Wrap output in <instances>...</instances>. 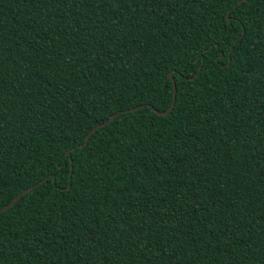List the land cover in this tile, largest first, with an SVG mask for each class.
<instances>
[{"label":"trees","instance_id":"1","mask_svg":"<svg viewBox=\"0 0 264 264\" xmlns=\"http://www.w3.org/2000/svg\"><path fill=\"white\" fill-rule=\"evenodd\" d=\"M224 8L0 0V207L48 177L2 211L0 264H264V28L198 77L186 55Z\"/></svg>","mask_w":264,"mask_h":264},{"label":"snow or ice","instance_id":"2","mask_svg":"<svg viewBox=\"0 0 264 264\" xmlns=\"http://www.w3.org/2000/svg\"><path fill=\"white\" fill-rule=\"evenodd\" d=\"M152 2H154V0H145V5ZM169 2L174 3L175 0H169ZM216 5H224L225 8L223 15L219 18V24L213 23L205 30L210 43H206L199 49L192 47L186 53L190 65L196 68V71L192 73L193 77H198L201 72H204L205 63L208 61L209 56L216 62H221L225 58V46H227L231 52L238 54V46L241 45L245 37L251 35L252 30L255 28H264V12L261 11V8L264 7V0H213V6L215 7ZM242 5H247L249 8L260 5L261 7H256V13L260 15L261 18L256 19V17L250 13H244L243 15L248 17L244 19L242 14L236 11V9H240ZM227 61V67L231 68V55L227 57ZM159 71L164 73V77L157 80L160 91L168 93L171 88L172 95L179 96L184 74L188 69L184 68L181 70L175 66H165L160 68ZM152 91L157 92V89L153 87ZM171 107L175 108V104H172ZM76 147H78V145H72L65 149L60 157L51 164V167L64 170L67 166L74 175L78 162L72 159V153L75 151ZM65 157H67V159ZM62 174L67 173L57 171L55 175L59 177ZM47 179L48 177L42 178L45 183ZM53 179L55 180V177H53ZM0 215H2V211H0Z\"/></svg>","mask_w":264,"mask_h":264},{"label":"water","instance_id":"3","mask_svg":"<svg viewBox=\"0 0 264 264\" xmlns=\"http://www.w3.org/2000/svg\"><path fill=\"white\" fill-rule=\"evenodd\" d=\"M174 98H175V95H171V99H170V102L169 104L167 105V107L163 110H157L153 107H151L150 105H148L152 111L157 114V115H165L167 114L170 110H171V105L174 104ZM142 105H136V106H132V107H129V108H126L124 109L123 111L124 112H127V111H132V110H135L139 107H141ZM118 111L117 112H114L112 114L109 115L108 118H106L104 121H101L99 123H97L96 125H94L93 127H91L87 132L86 134L84 135L83 137V141L79 144V147H83L84 144L86 143L89 135L97 128H100L102 126H104L106 123H108L110 120H112L116 115H117ZM69 179L70 177L68 176V182H69ZM43 180L40 179L39 181L33 183V184H30L28 185L27 187H24L22 190H20L18 193H16L6 204H4L3 206L0 207V211H3L5 210L6 208H8L10 205H12L20 196L21 194L23 193H26L27 191H29L31 188H33L34 186H36L38 183L42 182ZM69 186V183H67V185L65 187H63L62 189L66 190Z\"/></svg>","mask_w":264,"mask_h":264}]
</instances>
